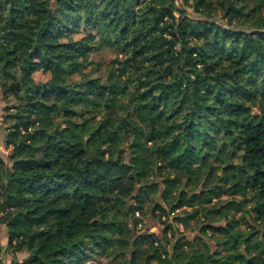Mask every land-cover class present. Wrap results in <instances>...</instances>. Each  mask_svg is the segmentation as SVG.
<instances>
[{
	"label": "trees",
	"instance_id": "obj_1",
	"mask_svg": "<svg viewBox=\"0 0 264 264\" xmlns=\"http://www.w3.org/2000/svg\"><path fill=\"white\" fill-rule=\"evenodd\" d=\"M0 95V264H264V0H0Z\"/></svg>",
	"mask_w": 264,
	"mask_h": 264
},
{
	"label": "rangeland",
	"instance_id": "obj_2",
	"mask_svg": "<svg viewBox=\"0 0 264 264\" xmlns=\"http://www.w3.org/2000/svg\"><path fill=\"white\" fill-rule=\"evenodd\" d=\"M177 3L179 4V0H177ZM83 30V28H81ZM84 33H80L76 35L75 37H80ZM113 57L112 52L106 48H103L99 50L98 52H94L90 55V60L93 62V64L85 65V68H83L82 72L90 73L93 76H105V71L107 69V66ZM86 61H82V64H85ZM33 78L36 81L45 82L50 79L49 72L44 68L43 65L37 64L34 67L33 70ZM82 79V78H81ZM7 105V102L4 101L0 95V156L2 159L6 162V164L9 166L8 161V154L10 152L9 149H6L3 144V136H4V127L2 123V116H3V109ZM150 209L151 204L147 203V208L144 210V214L142 216L143 218V225L137 226L138 231L141 232H154L159 233L160 230L164 227V225H161L158 223L157 220H155L150 215ZM178 212V211H177ZM136 215H138V211L136 212ZM173 213L169 216V222L175 229V237L184 236L187 239H193L198 234V228L196 226H193L192 228L184 230L183 226L179 224L178 222H172L173 219ZM6 229L4 225H0V250H1V257L6 261L9 262L11 260H17L22 261L28 254L25 251L12 253L11 250L7 248V237H6ZM95 263L102 264L106 262V259L102 260H94Z\"/></svg>",
	"mask_w": 264,
	"mask_h": 264
}]
</instances>
